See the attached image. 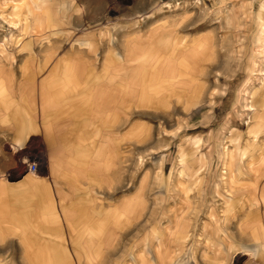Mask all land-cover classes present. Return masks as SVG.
Here are the masks:
<instances>
[{"label": "rangeland", "instance_id": "374dc122", "mask_svg": "<svg viewBox=\"0 0 264 264\" xmlns=\"http://www.w3.org/2000/svg\"><path fill=\"white\" fill-rule=\"evenodd\" d=\"M43 1L55 18L57 29H53L66 38L61 41L62 49L74 42L80 29L87 34L83 40L94 47L97 40L108 42L112 34L114 39L128 34V67H116L112 80L127 75L128 69L134 77L146 68L142 75L148 79L141 84L131 81L126 102L116 92L117 147L108 136L96 154L105 162L108 203L115 200L113 192L117 201L120 197L126 218L139 232L141 251L144 239L149 238L152 246L157 243L155 264H185L192 253L196 264L202 260L220 264L218 259L226 248L237 250L252 243L248 236L242 237L239 219L233 220L234 210L228 212L222 201L226 195L233 197L236 210L244 201V187L225 190L226 194L220 189L219 195L216 186L223 182L225 151L234 153L238 145L247 164H254L253 176L264 170V160L259 163L264 156V14H259L260 0H90L95 2L79 6V12L76 0ZM15 8L11 0H0V71L6 63H14L13 49L21 41L19 36L16 42L15 36L32 34L33 29L39 33L43 26L35 19L30 20V29L23 23L16 26L23 17ZM32 61L41 64L34 56ZM137 92L143 100L149 99L148 104L137 101ZM65 159V154L58 155L59 161ZM44 161L46 154L40 152L39 163ZM197 173L203 175L200 186L189 178ZM112 175L115 183H109ZM183 188L187 192H181ZM26 194L13 198L10 208L27 205ZM214 212L231 217L226 234L211 226ZM145 221L153 222V232L143 227ZM3 223L0 220V241L10 233ZM25 223L26 229L36 230L31 218ZM11 230L24 246L26 262L44 264L27 246L24 226H11ZM236 257L235 264H260L246 253ZM0 264H24L14 241L0 245Z\"/></svg>", "mask_w": 264, "mask_h": 264}, {"label": "crops", "instance_id": "0c3cea01", "mask_svg": "<svg viewBox=\"0 0 264 264\" xmlns=\"http://www.w3.org/2000/svg\"><path fill=\"white\" fill-rule=\"evenodd\" d=\"M89 1L76 0L77 12L79 6L95 2ZM46 5L34 7L30 17L44 29L38 25L39 33L33 29V35L17 34L14 40L20 36L21 41L13 49L14 63L0 71V220L3 227H10L0 245L14 241L23 263L29 264L18 235L11 233V226L23 225L27 246L44 264H155L157 243L154 247L146 238L141 251L139 232L126 218L120 197L117 201L113 192L115 200L108 203L105 162L96 157L108 136L117 147L116 92L126 102L131 81L141 84L148 79L142 75L146 68L134 77L128 69L127 75L112 80L116 67H128V34L120 39L112 34L108 42L97 40L94 47L83 40L87 34L80 29L74 42L62 49L66 38L53 29L56 21ZM260 5L263 15L264 0ZM30 20L22 21L23 27H32ZM33 56L41 64H34ZM137 95L138 102L148 104L149 99ZM40 152L46 161L39 163L44 173L38 176L23 158L39 160ZM60 153L65 160H58ZM112 181L116 179L109 178ZM20 189L27 192L29 203L12 210V199L24 198ZM27 218L35 222L36 230L26 229ZM145 222L143 227L153 232V222Z\"/></svg>", "mask_w": 264, "mask_h": 264}, {"label": "bare ground", "instance_id": "6f19581e", "mask_svg": "<svg viewBox=\"0 0 264 264\" xmlns=\"http://www.w3.org/2000/svg\"><path fill=\"white\" fill-rule=\"evenodd\" d=\"M11 2H13L14 6H16L15 8L16 11L17 10L21 11V17H23L22 21L24 22L30 20V17L34 15L35 12L34 7L37 8L38 6V8H40L39 5H45V1L43 0H11ZM165 5L170 6V4L167 2L165 3ZM17 18L20 19L19 16H17ZM10 20L11 19H9V21ZM22 21L21 22L18 21L19 22L18 24L22 23ZM18 24H16V26ZM236 148H237L235 151L236 153L235 152L231 153L229 150H226L225 154L223 155L224 170H225L221 174V177L223 178V182L221 181L220 187L216 186V192L217 194H219V190L221 189L225 193V190L230 191V189H234L236 187L239 188L244 187V189H242L244 201L241 205L238 206L236 210H235V205L232 203L231 200L233 197L226 195L223 197V199L225 200L222 201H224V204L228 206V207L226 206L228 208V212L234 210L235 213L232 215V218L233 220L236 221H238L237 219H239L238 225L240 226V231L243 234L242 237L248 236L251 239L252 243L242 245L238 247L237 250H234V247L226 248V254L222 256L221 259H218V262L220 264H235L237 260L236 256L238 255V253H242V254L246 253L252 259L254 260L256 259L257 262H260V264L261 263L264 264V170H258L257 172H255L257 175L253 176L252 167L254 164L252 165L247 164L248 160L246 158V155L242 154L239 151V145L236 146ZM263 160H264V156L261 157L259 163H261ZM202 177L198 175V173L197 176L194 174L189 175V178L191 179V183L192 184L197 183L198 186H200L203 183ZM166 191L168 190L166 189ZM166 191H162L160 192V194L166 195ZM180 191L184 192L185 188H183V190L180 189ZM235 192H238V190ZM210 218H211V222L215 221L214 224L211 225L212 227L216 228L219 233L220 232L224 234L227 233L226 224L231 222L232 220L231 217L227 218V215L220 216V214H216V212H214L210 215ZM204 227H205L204 230H206V232L209 233L210 229H208L207 226ZM208 240L209 238H206V241ZM212 243L215 246L219 244L215 241H212ZM188 260L189 261H187L185 264H196V260L193 253L190 254ZM249 263L251 264L252 261H249ZM214 264L217 263L215 262Z\"/></svg>", "mask_w": 264, "mask_h": 264}, {"label": "built area", "instance_id": "2783aa9c", "mask_svg": "<svg viewBox=\"0 0 264 264\" xmlns=\"http://www.w3.org/2000/svg\"><path fill=\"white\" fill-rule=\"evenodd\" d=\"M25 164H27V168L28 170L33 173L36 174L39 172L40 168H39V160L35 159V160H28L25 162Z\"/></svg>", "mask_w": 264, "mask_h": 264}]
</instances>
